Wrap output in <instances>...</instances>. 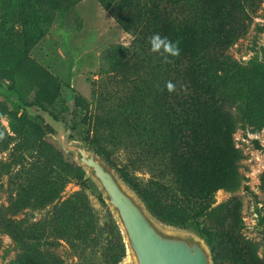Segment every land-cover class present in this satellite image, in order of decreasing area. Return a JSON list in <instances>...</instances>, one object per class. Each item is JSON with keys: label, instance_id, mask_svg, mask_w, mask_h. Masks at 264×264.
Wrapping results in <instances>:
<instances>
[{"label": "trees", "instance_id": "trees-1", "mask_svg": "<svg viewBox=\"0 0 264 264\" xmlns=\"http://www.w3.org/2000/svg\"><path fill=\"white\" fill-rule=\"evenodd\" d=\"M80 1L0 0V72H7L8 90L22 111L16 116L19 125H12L22 136L14 164L30 165L26 172L16 173L18 181L28 176L27 186L19 183L10 209L17 214L31 198L38 206L46 205L58 199L71 181L81 187L29 229L4 217L0 227L14 239L35 246L54 247L64 241L82 257L103 243L86 190H95L105 202L75 161H68L62 151L45 142L36 148L60 126L49 107L62 103L63 98L61 80L31 56L55 21ZM98 2L132 41L128 47L115 46L108 53L109 68L118 78L111 83L119 85L99 95L96 110L92 112L80 96L76 99L89 119L85 142L118 171L158 219L192 228L204 237L215 264H220L222 247L238 264H264L259 245L240 235V203L235 208L237 222L228 223V204L215 205L214 200L218 190L234 193L242 184V152L233 139L237 120L232 109L240 104L264 110V85L255 82L228 52L247 31L251 0ZM157 33L180 42V56L173 63H163L150 51L149 38ZM168 81L176 85L171 94L165 88ZM34 91L32 100L29 96ZM31 113L34 119L29 117ZM3 115L0 108V120ZM11 140L0 123V148H8ZM119 148L130 159L121 166L114 158ZM139 170L149 174L145 183L135 175ZM110 218L102 257L104 264H119L126 248ZM30 258L24 257L18 264H39V259Z\"/></svg>", "mask_w": 264, "mask_h": 264}, {"label": "rangeland", "instance_id": "rangeland-1", "mask_svg": "<svg viewBox=\"0 0 264 264\" xmlns=\"http://www.w3.org/2000/svg\"><path fill=\"white\" fill-rule=\"evenodd\" d=\"M251 18L246 19L248 25L246 33L241 36L228 50L229 55L252 75L255 82L264 85V0H251L247 7ZM131 35L117 24L110 12L101 6L98 0H82L77 3L70 13L58 18L50 32L31 51V56L40 65L45 67L62 83L61 93L63 102L49 109L57 115L60 126L55 127V133H48L42 142L54 146L62 151L68 161H75L72 152H69L63 139L85 142L88 133L89 119L85 118V110L77 106L76 99L82 98L83 103L89 105L94 112L100 102L101 93L105 90L113 91L119 84L118 78L110 70L107 55L115 46L128 47L131 44ZM10 85L7 72H0V108L4 111L0 123L12 137L8 148H0V218H10L16 221L21 229H29L39 221H44L53 208L80 191L81 187L75 181L68 183L58 199L38 206L33 198L27 207L14 214L10 209L12 198H16L18 185L27 186V175L17 180L18 170L27 171L29 163L15 165L18 144L22 136L17 135L12 125H19L17 114L22 111L18 108V101L8 90ZM35 91L29 96L33 100ZM112 105V104H110ZM237 120V129L233 135L235 147L242 152L239 162V172L242 184L237 192L231 193L220 189L215 193V205L226 203L228 223L237 222L235 208L240 203L239 216L242 219L240 235L246 240L259 245L258 255L264 260V223H261L260 211H264V110L236 105L232 109ZM29 116L34 119L33 114ZM37 139V138H36ZM111 145V144H109ZM259 145V146H258ZM114 158L121 166L130 161L127 152L116 149ZM140 182L145 183L149 174L143 170L136 172ZM90 204L93 207L102 231L103 243L82 257H79L69 245L60 241L54 247L46 245L35 246L31 241L20 242L0 227V264H18L24 257L39 259V264H104L102 253L107 238V223L113 217L106 203L103 204L95 190H86ZM235 210V211H234ZM222 232V231H221ZM222 237V233H219ZM220 264H238L226 253L224 247L219 252Z\"/></svg>", "mask_w": 264, "mask_h": 264}, {"label": "water", "instance_id": "water-1", "mask_svg": "<svg viewBox=\"0 0 264 264\" xmlns=\"http://www.w3.org/2000/svg\"><path fill=\"white\" fill-rule=\"evenodd\" d=\"M63 142L102 195L120 230L126 256L119 264H215L204 237L192 228L158 219L94 148L66 138ZM261 215L264 217V211Z\"/></svg>", "mask_w": 264, "mask_h": 264}, {"label": "clouds", "instance_id": "clouds-1", "mask_svg": "<svg viewBox=\"0 0 264 264\" xmlns=\"http://www.w3.org/2000/svg\"><path fill=\"white\" fill-rule=\"evenodd\" d=\"M179 41L173 42L168 37H163L160 34H153L149 38L150 51L162 58L163 63H173L180 56ZM168 93L176 91V85L172 81L165 84ZM182 91H186V86H181Z\"/></svg>", "mask_w": 264, "mask_h": 264}, {"label": "flooded vegetation", "instance_id": "flooded-vegetation-1", "mask_svg": "<svg viewBox=\"0 0 264 264\" xmlns=\"http://www.w3.org/2000/svg\"><path fill=\"white\" fill-rule=\"evenodd\" d=\"M56 132V131H55Z\"/></svg>", "mask_w": 264, "mask_h": 264}]
</instances>
